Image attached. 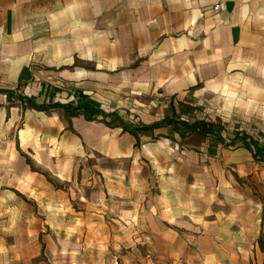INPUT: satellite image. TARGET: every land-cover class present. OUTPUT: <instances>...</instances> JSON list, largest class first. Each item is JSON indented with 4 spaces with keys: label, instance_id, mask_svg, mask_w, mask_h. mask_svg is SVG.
<instances>
[{
    "label": "crops",
    "instance_id": "1",
    "mask_svg": "<svg viewBox=\"0 0 264 264\" xmlns=\"http://www.w3.org/2000/svg\"><path fill=\"white\" fill-rule=\"evenodd\" d=\"M0 89L104 114L0 92V264H262L264 0H0Z\"/></svg>",
    "mask_w": 264,
    "mask_h": 264
},
{
    "label": "trees",
    "instance_id": "2",
    "mask_svg": "<svg viewBox=\"0 0 264 264\" xmlns=\"http://www.w3.org/2000/svg\"><path fill=\"white\" fill-rule=\"evenodd\" d=\"M0 92L6 94L8 99H10L11 102L18 101L23 109H33L36 111H49L50 109L62 107L66 113L67 118L82 115L85 118V120H87V121H94L97 119L98 116L104 115V114H102V111L99 108H95L94 110H92L90 108L91 105L93 107H96L94 103L84 102L82 100L77 102V104H68L66 106L60 105L59 103H51L48 105H44V104H39V103L35 102L33 99L25 96L22 92H20L18 90L14 91V90H10V89H0ZM175 115H177V114H175ZM108 116L112 117L111 118L112 122L115 120L120 121L116 114H109ZM112 122L106 123V124L111 125ZM165 123L169 124L170 120L168 118H164V120L161 122H158V123H155V124H152L149 126H139V127H135V128L129 127L127 124L120 122L122 130L124 132H128L132 136H134V138L136 139V145L137 146L139 144V140H138V134L139 133H142L143 131H147L149 129H154V128L160 127ZM176 123L181 125L183 128H185L187 130L196 131V132L203 134V135L213 133V130H212L213 124H211L209 122H207V123L194 122V123L190 124V123L179 121ZM21 155L24 156L23 154H21ZM24 157L26 159V163L30 166L32 171H36V172L43 174L46 177L48 182H50L55 187H57V184H55L49 178V176L46 173L40 172L38 169H36L34 167V165L32 164V162L30 161V159L28 157H26V156H24ZM257 244H258V248H259L260 252L264 255V237L263 236H260L258 238ZM262 264H264V258H263Z\"/></svg>",
    "mask_w": 264,
    "mask_h": 264
},
{
    "label": "rangeland",
    "instance_id": "3",
    "mask_svg": "<svg viewBox=\"0 0 264 264\" xmlns=\"http://www.w3.org/2000/svg\"><path fill=\"white\" fill-rule=\"evenodd\" d=\"M88 185L85 184L83 187L82 193L88 196ZM76 204V203H74ZM75 208L79 207L77 204L74 205ZM85 235V232H83V236ZM63 239V236H61ZM40 247V256L39 260L43 264H69V257H66L67 253H60V257L56 254H53L50 252V250L43 244L39 243ZM102 250H105L104 253H102ZM130 251V249L124 248V250L119 251V253H122L124 251ZM115 249L109 248L107 251L104 248H97L94 250V252L91 251V248L86 249L85 247H78L76 255H77V263L76 264H89L91 256L95 257L94 264H107V261H112V264H126L123 260L119 259L117 257L118 253ZM140 254L142 256L145 255V251H140ZM64 256V257H63ZM113 257H116L115 259ZM92 262V261H91ZM136 262V261H135ZM256 262V260H255Z\"/></svg>",
    "mask_w": 264,
    "mask_h": 264
},
{
    "label": "built area",
    "instance_id": "4",
    "mask_svg": "<svg viewBox=\"0 0 264 264\" xmlns=\"http://www.w3.org/2000/svg\"><path fill=\"white\" fill-rule=\"evenodd\" d=\"M214 10H215V11L219 10V7H218V6H215V7H214Z\"/></svg>",
    "mask_w": 264,
    "mask_h": 264
}]
</instances>
